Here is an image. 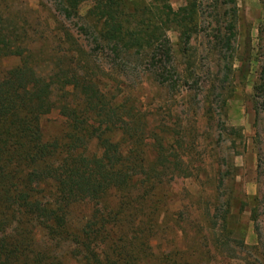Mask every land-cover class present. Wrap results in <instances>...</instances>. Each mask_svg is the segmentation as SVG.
<instances>
[{
  "label": "trees",
  "instance_id": "trees-1",
  "mask_svg": "<svg viewBox=\"0 0 264 264\" xmlns=\"http://www.w3.org/2000/svg\"><path fill=\"white\" fill-rule=\"evenodd\" d=\"M86 1L92 2L89 14L99 25L84 32L92 35L95 47L86 51L76 46L55 55L51 70L44 74L28 25L8 8L9 0H0V264H67L57 251L65 248L87 264H137L138 253L152 247L149 237L160 227L162 203L156 197L160 188L193 174L191 157L185 160L190 154L187 145L179 143L182 137L171 141V131L161 137L141 106H130L126 92L114 89L118 78L143 65L170 91L181 85L168 33L179 32L187 54L193 30L200 26L198 1L186 0L178 9L168 0L150 3L155 9L130 8L126 0H53V6L71 19L79 16ZM210 1L213 9H226L225 16L214 19L210 36L232 66L237 0ZM100 52L107 54L116 77L109 88L104 83L106 71L101 74V64L94 63L101 59ZM10 58L19 63L5 67ZM186 64L190 68L195 61L189 58ZM254 95L259 118L264 114V65ZM54 110L66 119L67 130L59 140L46 138L42 126L43 118ZM236 132L232 128L228 135ZM150 143L155 146L154 158L147 150ZM219 182L224 184L223 176ZM216 202L212 222L219 248L224 252L244 248V241L231 238L234 229L227 210L231 198L224 191ZM262 202L264 198L258 206ZM82 203L93 208L80 224L71 214ZM258 216V209H253L257 222Z\"/></svg>",
  "mask_w": 264,
  "mask_h": 264
},
{
  "label": "rangeland",
  "instance_id": "rangeland-1",
  "mask_svg": "<svg viewBox=\"0 0 264 264\" xmlns=\"http://www.w3.org/2000/svg\"><path fill=\"white\" fill-rule=\"evenodd\" d=\"M168 1L175 9L187 3L186 0ZM197 1L200 26L193 30L192 48L187 54L179 32L168 33L181 85L170 91L143 65L128 77L118 78L114 89L126 92L130 106H141L146 121L151 128H157L161 137L170 131L169 137H174L171 141L182 137L179 143L187 145L186 151L190 153L185 160L189 162L190 157L192 160L189 165L193 174L162 186L156 195L162 203L160 227L149 237L153 240L152 247L138 253L136 263L264 264V203L258 206L264 198V114L257 118L254 95V86L264 65L263 0H237L232 66L223 60L224 55H220L210 36L216 26L214 19L217 15L225 16L226 9H213L209 6L210 0ZM126 2L131 8L153 4L155 0ZM53 5V0H9L8 3V8L28 25L31 45L40 61L39 70L44 74L51 70L55 55L69 53L76 46L86 51L95 47L92 35L84 32L90 25V31L99 26L89 14L91 1L82 3L79 16L71 19H65ZM149 6L155 9L154 5ZM66 32L73 36L72 40H68ZM74 40L76 44L71 45ZM98 56L101 59L94 63L101 64V74L106 71L104 83L109 88L115 77L108 66L110 60L105 52ZM189 58L195 64L187 68ZM17 63L18 58H10L4 61V66ZM65 121L58 110L46 115L42 120L46 138L62 139L67 130ZM232 128L237 131L233 136L228 135ZM174 145L180 149L178 142ZM88 149L92 151L94 147ZM147 150L154 158V144L150 143ZM221 176L223 185L219 182ZM224 191L226 198H231L227 208L229 224L234 229L231 238L245 243L244 248L234 246L235 251L229 248L227 252L219 248L218 231L212 222L218 205L216 197ZM115 202L111 196L110 203L114 206ZM92 208L88 203L72 208V219L82 224ZM256 208L258 222L252 217V210ZM57 251L67 264H87L84 257L68 254V248Z\"/></svg>",
  "mask_w": 264,
  "mask_h": 264
}]
</instances>
